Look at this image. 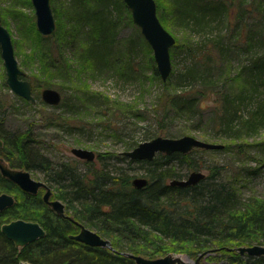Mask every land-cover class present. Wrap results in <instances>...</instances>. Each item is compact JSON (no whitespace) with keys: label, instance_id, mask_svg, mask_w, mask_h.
<instances>
[{"label":"trees","instance_id":"trees-1","mask_svg":"<svg viewBox=\"0 0 264 264\" xmlns=\"http://www.w3.org/2000/svg\"><path fill=\"white\" fill-rule=\"evenodd\" d=\"M94 2L97 5L79 14V21L70 25V29L82 35L91 20L97 36L88 37L86 57L97 70H102L101 67L108 66L114 59L110 48L116 28L114 15L118 14L120 6H126L123 0ZM166 11L175 30L188 36L184 43L175 40L170 49L172 60L179 53L185 57L183 68L174 65L165 82L161 81L154 66L150 70L149 79L159 81L164 90L158 99L160 111H156L161 115L158 127L164 129L175 119L182 118L187 122L196 116L204 121L211 118L212 129L220 134L219 138L228 141L246 139L264 127V95L261 101H252L264 81V61L261 58L246 60L245 66L232 73L234 77L229 78V87L219 81L223 77L222 67L232 54L250 56L254 37L258 35L260 41L264 40L261 8L235 0H167ZM56 36L55 29L51 37ZM63 42L57 39L52 50L42 48L39 58L44 66L54 71L62 70L71 78L72 71L63 66L66 63L62 58L66 50ZM145 46L150 53L149 46L146 43ZM56 54L60 56L58 62L54 61ZM134 71L131 65L125 67L128 75ZM213 71H216L215 76L211 74ZM170 86L171 91L168 90ZM32 88L34 93L36 88L33 85ZM58 88L64 93L62 86ZM82 89L86 93L90 91ZM79 93V89L74 88L70 97L64 95L61 102L51 108L60 109L68 104L73 110L72 101H81ZM214 93L218 97L213 106H207L206 101ZM91 96L101 100L102 106L112 104L116 112L128 108L111 103L102 93L91 92ZM13 98L32 107L20 97L14 95ZM10 107L6 99L0 97V156L11 168L41 174L42 180L53 191L52 197L64 204L66 215L71 219L54 213L38 193H25L0 174V194L7 193L14 198L12 206L0 211V226L13 220H24L38 223L45 231L44 237L20 249L0 232V264H136L123 253L147 257L163 254L162 257L166 253L164 246L176 251L187 249V254L194 258L209 252L203 258L212 264H264L263 256L251 257L235 252L241 246H264V198H243L233 186L219 179L218 171L195 185H170L171 180L181 179L183 166L185 170H199L194 153L204 149H193L187 154H157L151 161L131 160L121 153L99 154L92 162L79 160L86 167L82 172L78 160L53 163L38 148L32 131L17 132L7 127ZM208 110L212 115L206 118ZM73 112L70 114L76 115ZM237 115L244 118L235 124ZM70 119L52 114L48 125H54L58 130L65 128L68 132L84 127L74 125ZM187 132L188 129L181 130L178 136ZM110 159L122 166L111 168L107 163ZM134 165L144 171L141 177L148 180L141 189H135L131 184L136 177L132 173ZM76 223L109 240L115 251L90 247L71 239V235H76L73 233ZM157 240L162 243L156 252L149 253L148 246Z\"/></svg>","mask_w":264,"mask_h":264},{"label":"rangeland","instance_id":"rangeland-1","mask_svg":"<svg viewBox=\"0 0 264 264\" xmlns=\"http://www.w3.org/2000/svg\"><path fill=\"white\" fill-rule=\"evenodd\" d=\"M242 1L254 7H260L264 17V0H235L237 3ZM155 2L158 8V16L164 28L175 40L184 43L188 34L176 31L168 20L167 0H155ZM117 4L120 6L119 3ZM96 5L97 3L94 0H52L51 9L52 13L55 11L53 16L57 33L56 38H53L51 35L55 30L47 37L42 36L37 31L34 9L30 0H0L1 21L10 34L18 66L25 73L26 79L35 86L36 89L33 94L39 100L38 103L32 104V107H28L13 98L14 95L5 84V71L0 57V97L6 99L7 104L11 105L6 119L7 127L17 132L32 131V137H35V140L38 141V148L55 164L72 160L77 161L78 159L71 154L73 148L91 150L96 156L99 154L112 155L130 151L137 144L158 136L173 139L182 137V135L178 136L181 130L188 129L189 132L184 136L188 135L205 142L222 144L224 147L221 150L195 152L194 157L198 166H200L199 170L187 168L185 170L183 166L181 179H185L193 171H200L206 176L218 171L219 179L233 186L243 198L263 199L264 127H261L246 139L238 141L219 138L220 134L212 129L211 118L204 121L199 116L187 122L182 118L175 119V121L169 122L164 129H160L157 121L161 115L160 112L157 114L156 111H160L158 99L161 98L160 95L164 90L159 81L149 79L152 66L156 68L153 54L152 51L150 53L146 51V42L139 28L132 22L127 7L120 6L118 14L114 15L116 28L111 38L113 43L110 44L114 59L108 66L101 67L102 70H97L93 62L86 57L88 37L95 38L97 36L91 20H88L82 35H78L73 29H70V25L72 27L79 21V14L94 8ZM89 33L90 36H88ZM43 37H46V39H43ZM258 37L257 35L253 39V51L250 56L248 54L241 56L232 54L229 57V62L222 67L223 77L219 79L221 84L229 87L227 85L230 83L228 80L234 77L232 73L238 67L245 66L246 60L254 61L261 58L264 61V40L260 41ZM57 39L63 40L66 45V50L62 55L66 63L63 66L72 71L71 78L64 75L62 70L54 71L46 65L44 66L39 58L42 48L45 50L48 47L52 50L56 46ZM54 58V61L58 62L60 56L58 57L56 54ZM171 64L172 69L174 65L183 68L186 64L185 57L179 53L173 60L171 59ZM48 65H50L49 61ZM130 65L135 68L132 75L125 73V67L130 68ZM77 69H81L79 73H76ZM228 71L230 72L228 73ZM211 74L215 76L216 71L211 72ZM58 86L63 87L64 93L59 91ZM80 87L87 88L94 93H102L109 98L111 103L123 104L122 107L126 106L128 108H125L126 111L121 109L120 112H116L112 104L102 106L101 100L91 96L90 91L86 93ZM45 88L57 90L61 93L62 98L64 95H67V98L70 97L74 88H77L80 91L77 95L81 97V101L75 103L72 101L76 107L73 110L69 109L68 104L63 108L53 109L44 103H40L41 91ZM168 90L171 91L172 86ZM257 90V95L253 96L252 101H258L259 99L261 101V97L264 95V81ZM217 97L215 93L210 95L211 99L206 101L205 104L213 106V102ZM71 111H74L76 115H71ZM52 114L72 118L70 121L74 125L78 124L84 127L77 128L75 132H68L65 128H63L65 131L58 130L54 125H48V119ZM205 115L206 118H209L212 114L208 110ZM242 117L237 115L234 118L235 124ZM0 160L5 167L15 170L1 156ZM107 163L110 164L111 168L122 166L113 159L108 160ZM77 165L82 172L86 171V167L83 166L81 161ZM201 166H206L209 169ZM133 168L132 173L134 176L141 177L143 175L144 171L139 167L134 165ZM30 175L33 179L44 182L41 174L31 172ZM49 189L53 192L51 188ZM45 191V189H40L38 195L42 198ZM51 199L54 200L52 196ZM74 229V234L80 231L79 226ZM160 243H162L160 240L154 241V245L148 246V252H156V248L160 246ZM111 248L106 249L115 251L112 246ZM164 248L166 253L162 257L168 255L179 259L184 264H194L199 258V256L196 258L190 257L187 254V249L176 251L167 246H164ZM235 252L237 251L235 250ZM161 255L163 254L142 257L155 259L162 258ZM206 255L209 254L207 253L204 256ZM204 256L199 258V264H212L205 261Z\"/></svg>","mask_w":264,"mask_h":264},{"label":"water","instance_id":"water-1","mask_svg":"<svg viewBox=\"0 0 264 264\" xmlns=\"http://www.w3.org/2000/svg\"><path fill=\"white\" fill-rule=\"evenodd\" d=\"M34 9L36 28L42 36H50L55 30V20L51 9V0H30ZM130 11L132 22L139 28L145 42L150 47L156 71L162 82H165L172 71L170 59V49L175 43V38L163 27L158 15L155 0H123ZM0 57L5 71V84L9 91L30 104H35L36 99L33 94L32 84L26 79L25 73L20 70L14 55L13 44L7 29L3 26L0 16ZM41 101L48 106H57L61 102V94L52 88H45L41 91ZM2 141L0 140V147ZM224 145L209 143L192 136H182L179 138L155 137L151 140L139 143L130 151L121 152L131 160L151 161L157 154L180 153L187 154L193 149L221 150ZM71 154L79 160L92 162L95 160V153L91 150L73 148ZM0 174L3 178L14 183L25 193L35 195L40 189H45L42 197L43 202L48 205L54 213L64 217V205L59 200H51V191L42 181L35 180L30 173L21 169H10L5 167L0 160ZM205 178V174L200 171H193L185 179L171 180V186L187 187L197 184ZM132 187L141 189L148 184L144 177H135L131 181ZM14 204V198L7 193L0 194V211ZM78 224V223H77ZM80 231L70 238L90 247L111 248L109 240L103 238L95 231L80 224ZM0 232L6 239L13 242L18 249L23 248L45 236L44 229L36 222L13 220L0 226ZM240 255L251 257H264V246L252 245L236 248ZM209 252H205L207 254ZM204 254V255H205ZM133 259L136 264H184L177 258L165 256L162 258L149 259L142 256L125 254ZM199 255V258L204 256ZM199 258L194 264H199ZM22 264H31L23 262Z\"/></svg>","mask_w":264,"mask_h":264},{"label":"flooded vegetation","instance_id":"flooded-vegetation-1","mask_svg":"<svg viewBox=\"0 0 264 264\" xmlns=\"http://www.w3.org/2000/svg\"><path fill=\"white\" fill-rule=\"evenodd\" d=\"M95 159H96V157H95ZM47 186V185H46ZM48 187V186H47ZM49 188V187H48ZM51 196H52V192H51ZM50 199H51V197H50ZM51 200H53V199H51ZM54 200H56V199H54ZM61 202V201H60ZM62 203V202H61ZM63 204V203H62ZM64 205V204H63ZM52 210V209H51ZM64 213H65V216H64V218H68V219H71L68 215H66V212H65V207H64ZM77 224V223H76ZM77 226H78V224H77Z\"/></svg>","mask_w":264,"mask_h":264}]
</instances>
